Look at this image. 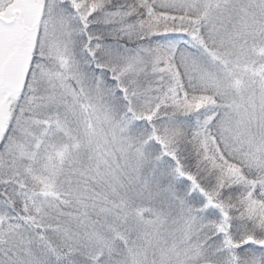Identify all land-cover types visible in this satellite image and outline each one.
<instances>
[{"label": "snow or ice", "instance_id": "obj_1", "mask_svg": "<svg viewBox=\"0 0 264 264\" xmlns=\"http://www.w3.org/2000/svg\"><path fill=\"white\" fill-rule=\"evenodd\" d=\"M0 264H264V0H0Z\"/></svg>", "mask_w": 264, "mask_h": 264}]
</instances>
